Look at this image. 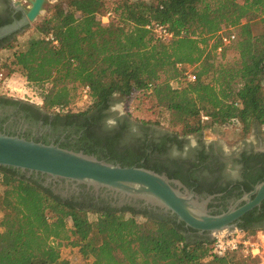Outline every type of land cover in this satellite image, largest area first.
Returning a JSON list of instances; mask_svg holds the SVG:
<instances>
[{
	"label": "trees",
	"instance_id": "trees-1",
	"mask_svg": "<svg viewBox=\"0 0 264 264\" xmlns=\"http://www.w3.org/2000/svg\"><path fill=\"white\" fill-rule=\"evenodd\" d=\"M107 11L109 20L101 23L97 14ZM153 22L195 36L157 40L145 27ZM33 29L37 35L14 50L10 63L41 89L42 105L30 106L53 111L78 100L87 85L90 103L67 116L102 109L116 93L138 102L142 112L167 109L172 126L182 125L183 133L175 135L232 122L241 124L243 136L258 124L264 138V0H113L110 6L105 0H58ZM223 29H234L235 39L216 58ZM49 32L56 44L45 40ZM229 48L235 55L223 61ZM188 69L194 81L186 79ZM0 101L17 103L4 95ZM136 121L154 124L151 118ZM97 151L102 147L96 144L83 150ZM0 187V264H248L239 252L210 255L211 239H187L170 219L64 199L13 167L0 165ZM63 246L77 247L84 261L61 260ZM252 258L264 264L263 257Z\"/></svg>",
	"mask_w": 264,
	"mask_h": 264
},
{
	"label": "flooded vegetation",
	"instance_id": "flooded-vegetation-1",
	"mask_svg": "<svg viewBox=\"0 0 264 264\" xmlns=\"http://www.w3.org/2000/svg\"><path fill=\"white\" fill-rule=\"evenodd\" d=\"M15 1L0 0V26L21 19L30 5L29 0H21L18 5ZM24 28L0 39V44H6ZM10 98L17 103L0 101V133L43 143H65L68 149L78 151H83L87 145H100L102 151L90 154L117 164H122L121 159L134 158L132 165L144 166L146 163L149 168L156 167L159 173L180 181L187 189H193L200 197L212 196L207 206L213 214L249 203L254 199L258 186L264 182V138L256 124L251 127L253 140L241 138L224 145L219 139L205 138L204 132L197 133L191 140L187 135H175L168 129L136 121L125 109L123 117H117V126L109 130L105 121L116 115L109 111L110 106L115 104L116 96H112L102 109L73 117L67 116V110L47 111L42 107L30 106L32 102ZM30 178L41 184L46 179L41 175H31ZM45 187L59 196L61 191L71 190L72 193L66 199L98 208L133 207L165 217L174 221L187 239L204 236L186 226L170 211L143 204L140 200L120 203L118 196L108 191L95 194L84 185H79L76 192L63 179L51 180ZM180 190L183 191L182 187ZM229 227L230 230L263 231L264 198L234 219Z\"/></svg>",
	"mask_w": 264,
	"mask_h": 264
},
{
	"label": "water",
	"instance_id": "water-1",
	"mask_svg": "<svg viewBox=\"0 0 264 264\" xmlns=\"http://www.w3.org/2000/svg\"><path fill=\"white\" fill-rule=\"evenodd\" d=\"M44 2L29 0L30 5L21 19L0 26V39L32 23L41 14ZM14 3L18 5L21 2L17 0ZM0 165L16 168L27 177L45 176L43 186L51 180L63 179L76 192L79 185H84L95 194L108 191L118 196L120 203L140 200L146 205L159 206L175 214L178 220L203 233V237L208 239L222 231L231 232L229 224L264 198L262 182L249 203L213 214L207 206L212 196L202 198L193 189H187L180 181L163 173L143 166H121L83 151L6 133H0ZM71 193V190H64L60 194L66 199Z\"/></svg>",
	"mask_w": 264,
	"mask_h": 264
},
{
	"label": "rangeland",
	"instance_id": "rangeland-1",
	"mask_svg": "<svg viewBox=\"0 0 264 264\" xmlns=\"http://www.w3.org/2000/svg\"><path fill=\"white\" fill-rule=\"evenodd\" d=\"M21 1V0H19ZM58 0H45L43 4V9L41 14L27 27L19 31L15 37L11 39V45L6 47H0V73L2 75L0 76V95H5L12 97L14 99H19L23 101H33L38 102V96L40 95V87H34L30 84H28L22 76L19 74L20 70L17 67H14L13 64H10L13 59V53L14 50L20 49L23 47L24 42L27 40V38L31 35H37L33 29L34 24L38 22L44 15L50 11L51 6L54 2ZM113 0H105V3L107 6H110ZM26 4V2H23ZM30 4V3H29ZM235 53L232 49H227L223 56V61H229L232 60ZM12 68L13 70L9 71V69ZM7 83L10 84L11 87H7ZM175 85L176 83L173 82ZM117 99L115 101V104L122 103L123 109L127 111V113L131 116L134 120H141V119H147L151 118L152 121H154L153 125L157 127H162L165 129H168L170 131H177L179 133H183L182 125H176L172 126L171 124V115L170 112L165 109L164 107H158L154 109V111L151 108L148 111L142 112L141 110H138L137 103H129L124 100L119 94L116 95ZM42 105V104H39ZM142 106L145 109L144 104ZM203 121H208L204 117H200ZM257 129L259 132H261V128L258 124H256ZM201 132H204L205 138H214L219 139L224 145L227 143H233L236 139L246 138L248 140H253L254 135L250 132L243 136V133L241 131V124L239 123H225V124H213V125H207ZM201 132H187L184 135H187L191 140H194V137L197 133ZM183 135V134H180ZM263 136V135H262ZM1 190V187H0ZM1 215V211H0ZM126 215H129V213H126ZM90 218H95V215L90 214ZM136 218L140 221H144V218L141 216H136ZM236 231V230H232ZM264 238V237H263ZM247 257V256H246ZM61 260H68L71 263H80L84 261V258L82 256V253L77 247L72 246H63L61 249ZM244 259L246 263L248 264H258L260 259L258 258H239Z\"/></svg>",
	"mask_w": 264,
	"mask_h": 264
},
{
	"label": "built area",
	"instance_id": "built-area-1",
	"mask_svg": "<svg viewBox=\"0 0 264 264\" xmlns=\"http://www.w3.org/2000/svg\"><path fill=\"white\" fill-rule=\"evenodd\" d=\"M111 16V11H107L104 14H97V18L101 23H107L109 17ZM153 35V37L157 40L161 41H171L177 37H194L195 35L185 29H181L179 32H175L174 30L169 29L164 24L153 22L147 24L145 26ZM220 38L222 42V46L216 48V58L220 55L221 48L230 43L235 39V31L234 29L226 30L223 29L220 31ZM46 41H51L53 44H56V40L51 32L45 35ZM179 65V64H178ZM185 77L188 81L195 80V74L191 72V70L185 71ZM2 73H0V76ZM25 80V79H24ZM49 86V83L44 85V89ZM7 87H11L9 83H7ZM89 88L87 85L81 88V94L78 100L69 105H57L54 109L56 110H79L85 109L87 105L90 103L89 98ZM39 101L33 102L36 104H42V97L38 96ZM264 231H243L236 230L231 232L222 231L216 233L211 238V243L209 245V253L210 255L222 256L229 252H239L243 256L247 257H256L260 256L264 258Z\"/></svg>",
	"mask_w": 264,
	"mask_h": 264
},
{
	"label": "clouds",
	"instance_id": "clouds-1",
	"mask_svg": "<svg viewBox=\"0 0 264 264\" xmlns=\"http://www.w3.org/2000/svg\"><path fill=\"white\" fill-rule=\"evenodd\" d=\"M116 95H117L116 93H113V96H116ZM109 111L116 114L114 116L106 118V121H105L106 127L110 130L111 128L117 126L118 124L117 117H123L124 115L123 104L122 103L114 104L110 106Z\"/></svg>",
	"mask_w": 264,
	"mask_h": 264
},
{
	"label": "bare ground",
	"instance_id": "bare-ground-1",
	"mask_svg": "<svg viewBox=\"0 0 264 264\" xmlns=\"http://www.w3.org/2000/svg\"><path fill=\"white\" fill-rule=\"evenodd\" d=\"M264 239V238H263Z\"/></svg>",
	"mask_w": 264,
	"mask_h": 264
}]
</instances>
